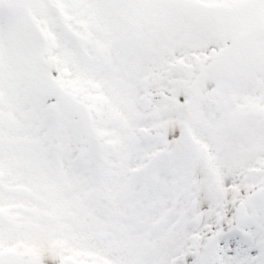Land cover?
<instances>
[{"label":"snow or ice","instance_id":"1","mask_svg":"<svg viewBox=\"0 0 264 264\" xmlns=\"http://www.w3.org/2000/svg\"><path fill=\"white\" fill-rule=\"evenodd\" d=\"M0 264H264V0H0Z\"/></svg>","mask_w":264,"mask_h":264}]
</instances>
